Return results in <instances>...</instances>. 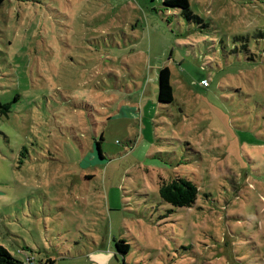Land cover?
<instances>
[{"label": "rangeland", "instance_id": "rangeland-1", "mask_svg": "<svg viewBox=\"0 0 264 264\" xmlns=\"http://www.w3.org/2000/svg\"><path fill=\"white\" fill-rule=\"evenodd\" d=\"M187 1L197 19L163 0H0L13 256L264 264V0ZM163 66L172 102L157 99ZM176 176L197 185L192 207L160 198Z\"/></svg>", "mask_w": 264, "mask_h": 264}, {"label": "trees", "instance_id": "trees-1", "mask_svg": "<svg viewBox=\"0 0 264 264\" xmlns=\"http://www.w3.org/2000/svg\"><path fill=\"white\" fill-rule=\"evenodd\" d=\"M163 3L180 7L183 16L197 19V16L190 11L187 0H163ZM170 78L171 72L167 66L159 68L156 74V80L158 85L157 99L160 102H172L173 100V89ZM8 110L9 102L0 101V114H7ZM99 155L102 157L100 153ZM157 186L160 198L172 207H192L195 204L198 193L197 185L185 177L176 176L170 179L160 178ZM114 242L115 251L121 254H125L129 251V244L126 241L114 240ZM0 264L30 263L13 256L12 253L0 244Z\"/></svg>", "mask_w": 264, "mask_h": 264}, {"label": "built area", "instance_id": "built-area-1", "mask_svg": "<svg viewBox=\"0 0 264 264\" xmlns=\"http://www.w3.org/2000/svg\"><path fill=\"white\" fill-rule=\"evenodd\" d=\"M207 80L206 79H201L200 80V84L203 85V86H207Z\"/></svg>", "mask_w": 264, "mask_h": 264}]
</instances>
